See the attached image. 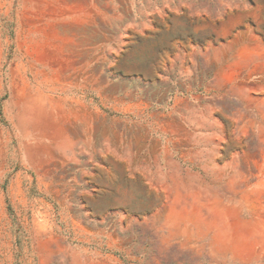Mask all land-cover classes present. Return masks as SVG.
I'll return each mask as SVG.
<instances>
[{
  "label": "rangeland",
  "instance_id": "374dc122",
  "mask_svg": "<svg viewBox=\"0 0 264 264\" xmlns=\"http://www.w3.org/2000/svg\"><path fill=\"white\" fill-rule=\"evenodd\" d=\"M0 264H264V0H0Z\"/></svg>",
  "mask_w": 264,
  "mask_h": 264
}]
</instances>
